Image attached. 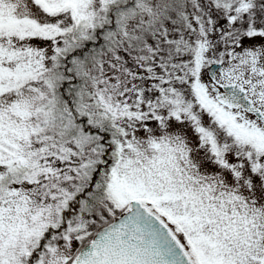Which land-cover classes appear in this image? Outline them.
I'll return each instance as SVG.
<instances>
[{
    "label": "snow or ice",
    "instance_id": "6c2138e0",
    "mask_svg": "<svg viewBox=\"0 0 264 264\" xmlns=\"http://www.w3.org/2000/svg\"><path fill=\"white\" fill-rule=\"evenodd\" d=\"M0 264H264V0H0Z\"/></svg>",
    "mask_w": 264,
    "mask_h": 264
}]
</instances>
